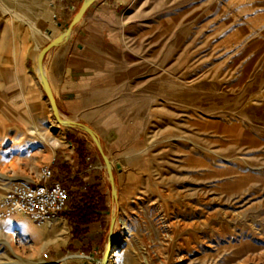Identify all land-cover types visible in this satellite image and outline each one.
Here are the masks:
<instances>
[{
	"label": "rangeland",
	"instance_id": "rangeland-1",
	"mask_svg": "<svg viewBox=\"0 0 264 264\" xmlns=\"http://www.w3.org/2000/svg\"><path fill=\"white\" fill-rule=\"evenodd\" d=\"M52 1L0 0V195L52 160L56 175L57 159L75 146L68 127L47 129L44 108L14 103L30 85L15 71L34 67L43 29H55ZM117 15L129 70L120 110L136 140L127 176H118L136 199L125 218L115 203V220L131 231L124 262L264 264V0H127ZM105 167L93 165L87 178L108 197ZM112 208L81 254L62 224L0 221V264H100Z\"/></svg>",
	"mask_w": 264,
	"mask_h": 264
},
{
	"label": "crops",
	"instance_id": "crops-1",
	"mask_svg": "<svg viewBox=\"0 0 264 264\" xmlns=\"http://www.w3.org/2000/svg\"><path fill=\"white\" fill-rule=\"evenodd\" d=\"M84 0H66L67 4H74V11H59L51 8L49 12L57 14L59 18L55 29L48 25L43 29L46 34L45 47L53 39L62 34V28L72 21L71 19ZM127 0H95L84 16L76 23L68 37L57 47L50 50L44 58L43 67L47 74L53 99L55 100L59 116L62 120L72 121L89 127L97 136L102 151L111 166L114 187L116 191L115 203L119 217H126V212L132 203L133 196L123 195V191L130 183L118 181L119 174L127 176L132 162V148L136 145L132 135V120L121 111L126 97L125 86L127 80L126 55L124 51L125 37L122 33V24L118 19L117 10ZM40 51V50H39ZM39 53V52H38ZM36 54V56L38 55ZM35 56V58H36ZM33 62L32 57H29ZM27 65V64H26ZM22 68L15 74L21 85L29 82L25 92L15 97L14 103L25 102V107L44 108L42 118H52L49 101L35 77H31L36 67L32 63L30 70L22 64ZM34 68V70H33ZM25 77H31L30 80ZM27 87L28 90H27ZM35 118L34 115L30 116ZM72 136L76 137L75 146H71L57 159L56 168L59 171L53 181L63 182L64 178L77 177L83 183L92 185L87 178L91 167L103 163L92 139L82 130L69 128ZM80 141V142H77ZM78 144H82L85 153L78 152ZM105 166V164H104ZM107 174V172H106ZM67 176V177H66ZM62 178V179H61ZM125 184V185H124ZM109 185V184H108ZM110 189V186H109ZM104 195H107L104 192ZM105 207L109 209L113 198L106 197ZM62 224L63 232L70 241V228L65 219L59 216L56 224ZM103 232L100 225H95L90 235L98 237ZM76 253L82 252L83 246L79 242L71 243ZM95 249V248H94ZM92 255H90L91 257ZM124 252L120 253L119 261L124 262ZM94 259L89 262L74 264H95Z\"/></svg>",
	"mask_w": 264,
	"mask_h": 264
},
{
	"label": "built area",
	"instance_id": "built-area-1",
	"mask_svg": "<svg viewBox=\"0 0 264 264\" xmlns=\"http://www.w3.org/2000/svg\"><path fill=\"white\" fill-rule=\"evenodd\" d=\"M64 0H53L50 8L59 11H74V4L64 5ZM52 19L58 24V17ZM44 165L36 170L30 178L12 182L7 190L0 195V221L9 220L15 216H23L40 229H52L59 219L67 199V191L60 182L53 181L51 165ZM114 223L121 227V220ZM46 258V254H43ZM96 264H99L96 263Z\"/></svg>",
	"mask_w": 264,
	"mask_h": 264
},
{
	"label": "trees",
	"instance_id": "trees-1",
	"mask_svg": "<svg viewBox=\"0 0 264 264\" xmlns=\"http://www.w3.org/2000/svg\"><path fill=\"white\" fill-rule=\"evenodd\" d=\"M78 152L85 153L82 144H78ZM68 199L60 213L70 228V235L74 241L90 244V231L95 225H102L107 212L106 196L99 192L96 185H87L74 177L66 187Z\"/></svg>",
	"mask_w": 264,
	"mask_h": 264
},
{
	"label": "water",
	"instance_id": "water-1",
	"mask_svg": "<svg viewBox=\"0 0 264 264\" xmlns=\"http://www.w3.org/2000/svg\"><path fill=\"white\" fill-rule=\"evenodd\" d=\"M95 0H84L82 2V4L80 5L79 9L77 10V12L75 13V15L73 16V18L71 19L72 21H70L66 27L64 28L63 32L61 35H59L57 38L53 39L51 42H49L45 47L42 48V50H40V52L38 53L37 59H36V65H37V71L40 75L41 78V82L42 84L41 87L49 101L50 104V110L52 113V116L55 120V122L57 123V125L59 127H69V128H75V129H79L84 131L85 133H87V135L92 139L100 157L102 158L104 164H105V168H106V172H107V179L109 182V186H110V194L111 197L113 198V208L111 210V219H110V224H109V229H108V238H107V242L101 257V263L100 264H107L106 262V256L107 253L114 247V243L116 242V237L114 239L113 237V229H114V221H115V199L116 198V191H115V187H114V180H113V176H112V172H111V166L108 163V160L106 159L102 148L100 146V142L96 136V134L87 126L77 123V122H72V121H65L62 120L59 116L58 113V109L56 107L55 104V100L53 99L50 87L47 83V81L45 80V78L42 76V66H43V61L45 56L47 55V53L52 50L53 48L57 47L58 45H60L65 39L66 37H68V35L70 34L71 30L73 29V27L76 25V23L84 16V14L86 13V11L89 9V7L93 4Z\"/></svg>",
	"mask_w": 264,
	"mask_h": 264
},
{
	"label": "bare ground",
	"instance_id": "bare-ground-1",
	"mask_svg": "<svg viewBox=\"0 0 264 264\" xmlns=\"http://www.w3.org/2000/svg\"><path fill=\"white\" fill-rule=\"evenodd\" d=\"M36 59H37V57H36ZM36 67H37V65H36ZM37 68H35V71L37 73L38 83L42 84L40 75H39V73L37 71ZM42 76L45 78V80H47L46 70H45V68L43 66H42ZM57 127L58 126H57V123L55 122L54 118L53 117L50 118V120L47 123V129L50 130V131H56L58 134H60V131L57 129ZM5 129H6L5 120H3L0 117V133H3L4 131H6ZM25 131H26V133H28V135H31V136L35 137L39 142H43L44 141V138L41 136L40 128L38 126L29 125L27 128H25ZM53 144H54V142H53ZM56 146H57V144L55 143L54 147H56ZM17 217H20V216H15V218H17ZM161 219H162V217H161ZM167 227L168 226H166V225L164 226V228H167ZM163 231H164V229H163ZM130 235H131V231L129 230L125 220H121V227H120L119 231L117 232V238H116V242L114 243V247L107 253V256H106L107 264H121L120 261H119V256H120V253L122 252V250L124 248H126L127 242L130 240L129 239ZM12 241H13V239L9 240V243L12 242Z\"/></svg>",
	"mask_w": 264,
	"mask_h": 264
}]
</instances>
